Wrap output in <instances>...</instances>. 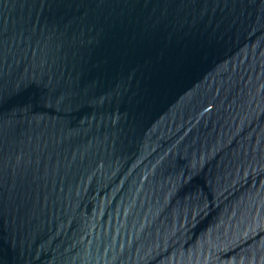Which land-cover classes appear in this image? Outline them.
<instances>
[{
	"label": "water",
	"instance_id": "1",
	"mask_svg": "<svg viewBox=\"0 0 264 264\" xmlns=\"http://www.w3.org/2000/svg\"><path fill=\"white\" fill-rule=\"evenodd\" d=\"M0 264H264V0H0Z\"/></svg>",
	"mask_w": 264,
	"mask_h": 264
}]
</instances>
